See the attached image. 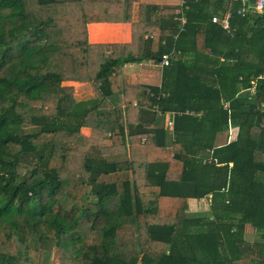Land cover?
<instances>
[{"label":"trees","instance_id":"16d2710c","mask_svg":"<svg viewBox=\"0 0 264 264\" xmlns=\"http://www.w3.org/2000/svg\"><path fill=\"white\" fill-rule=\"evenodd\" d=\"M185 2L142 5L132 41L111 44L87 26L130 20L129 0H0V264L54 249L60 264H264V78L244 92L264 75V13ZM227 9L231 32L211 20ZM164 55L160 86L122 79Z\"/></svg>","mask_w":264,"mask_h":264},{"label":"crops","instance_id":"0c3cea01","mask_svg":"<svg viewBox=\"0 0 264 264\" xmlns=\"http://www.w3.org/2000/svg\"><path fill=\"white\" fill-rule=\"evenodd\" d=\"M132 3L131 6V15L130 20L125 17H121L117 20H107V21H95L91 22L87 26L88 30V38L91 43H111V44H126L130 43L133 39V22L138 21L140 9L143 5L144 7L147 6H155V5H161L165 7H176L177 14L180 13V11L185 6V0H129ZM120 13V9L118 10ZM116 14V13H114ZM218 15V14H215ZM112 16H114L112 14ZM115 18V16H114ZM161 15L159 12L155 13L152 12L150 19L152 21H158L160 20ZM129 20V21H128ZM136 70L137 72L132 73L130 70ZM123 77L122 79L125 80V83L127 84H150L155 86H160L162 82V73L163 68L159 63H156L154 61H147L139 64H128L123 67ZM125 71V73H124ZM260 79L259 77L254 78L252 82L257 83V80ZM127 80V81H126ZM251 82V87L252 83ZM75 91L80 93H84L85 96H82V98H79L78 95L76 96L77 100H90L94 98V95L88 96L85 90L86 84L81 83H75L74 85ZM248 89V88H245ZM74 91V92H75ZM249 96H252V99L256 97V94H251L249 91ZM251 99V100H252ZM163 119L166 121L167 116L163 115ZM256 238V233H249L247 235L248 240H254Z\"/></svg>","mask_w":264,"mask_h":264},{"label":"built area","instance_id":"2783aa9c","mask_svg":"<svg viewBox=\"0 0 264 264\" xmlns=\"http://www.w3.org/2000/svg\"><path fill=\"white\" fill-rule=\"evenodd\" d=\"M234 1H239L241 3V6L236 10V14L241 16V17H245L248 13L250 12H259V13H264V0H234ZM234 16V12H232L231 10L227 9L225 12H223L221 15H213L212 17V22L214 23H218L220 24V26L227 30L228 32H231V20ZM182 24L185 23V18L182 17L179 19ZM169 60L170 57L169 55H164L163 58L161 59V66H166L169 65ZM259 78H264V75H260ZM252 87L245 89L246 91H249L251 94H255V82H252ZM263 106V103L261 104ZM229 105L227 104V102L225 103V108H228ZM156 111H158V115L159 116H163L165 113L161 110H158L156 108ZM194 110H187L186 113L187 114H194ZM165 116H167V125L169 127H173L174 125V121H175V116L176 113L174 111H170L167 112L165 114ZM229 140H232L236 133L234 132V129L231 127L230 124V128H229Z\"/></svg>","mask_w":264,"mask_h":264},{"label":"rangeland","instance_id":"374dc122","mask_svg":"<svg viewBox=\"0 0 264 264\" xmlns=\"http://www.w3.org/2000/svg\"><path fill=\"white\" fill-rule=\"evenodd\" d=\"M106 13H109V12H106ZM105 15H109V14H104V16ZM130 71H132V73H135V72H137V69L136 70L133 69V70H130ZM124 73H125V71H124ZM122 74H123V71H122ZM122 77H123V75H122ZM124 82H125V80H124ZM83 91L86 92L88 94V96L95 95L94 94V91L92 90V87L89 84L87 85V87L85 86V90H83ZM75 95H78L79 98H82V96H85L84 93H80L79 94V92H77V90L74 92V97L76 98ZM159 120L161 121L162 124L163 123L165 124L163 118H160ZM89 130H90V128H86V127L84 129H82L83 133H90ZM47 138H50V137L47 136ZM225 138H226V136L225 137H222V139H218L217 143L224 142L225 141ZM106 142H108V141H106ZM103 180L109 181L110 178H103ZM114 180H117L119 183L121 182V179H119L117 177H115ZM209 201H210V198H208V197H205V198L201 199V201H199V202L195 201L191 205V210L194 211L195 214L196 213H204V212L208 211V209L210 208L209 207V205H210V202ZM39 256H40L39 250L35 249V247H32L31 250H30V257L32 258V260H33L34 263H38ZM60 261H61V258H60V250L59 249L52 250L51 258H50V264H60Z\"/></svg>","mask_w":264,"mask_h":264},{"label":"clouds","instance_id":"9594fccd","mask_svg":"<svg viewBox=\"0 0 264 264\" xmlns=\"http://www.w3.org/2000/svg\"><path fill=\"white\" fill-rule=\"evenodd\" d=\"M229 128H230V126H229ZM234 132H235V133H236V135H237V131H235V130H234ZM236 135H235V137H234V138H236ZM234 138H233V139H234Z\"/></svg>","mask_w":264,"mask_h":264}]
</instances>
